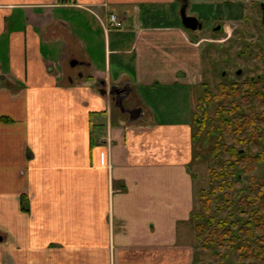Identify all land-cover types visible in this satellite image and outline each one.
Returning a JSON list of instances; mask_svg holds the SVG:
<instances>
[{"label":"crops","instance_id":"crops-1","mask_svg":"<svg viewBox=\"0 0 264 264\" xmlns=\"http://www.w3.org/2000/svg\"><path fill=\"white\" fill-rule=\"evenodd\" d=\"M181 6L0 0V264L195 263L203 55Z\"/></svg>","mask_w":264,"mask_h":264},{"label":"rangeland","instance_id":"rangeland-1","mask_svg":"<svg viewBox=\"0 0 264 264\" xmlns=\"http://www.w3.org/2000/svg\"><path fill=\"white\" fill-rule=\"evenodd\" d=\"M189 1L192 7L190 10L197 13L200 18L209 17L210 11L211 14L215 12V5L209 7L211 0ZM211 24V21L204 20V30L209 29ZM195 44L203 55L206 51L203 38H197ZM202 65L203 77L199 83L201 85L208 81V73L213 75L217 73L214 65L211 62L209 63L208 60L206 61L205 55L202 57ZM205 73L207 77H204ZM214 79L212 80L213 85L219 81V78ZM212 90H215L214 87H212ZM198 91L199 93L197 92L196 96L202 93V90ZM212 94H215V91ZM210 104L207 114L212 122L210 125L206 120L204 127L205 132H207V140L204 145L201 144L195 147V150L201 156L193 165L196 178V195L198 193L201 202H207L208 204L209 214L206 217L210 216L214 222L224 220L226 229L229 231H226L227 234L222 236L223 240H212L211 243H207L206 248L201 241L195 239V263L264 264V118L261 123H257L260 128L258 133L255 132L257 140L255 138L253 143L245 142L249 135H253L249 129L244 135L238 136L243 143L237 144L232 136L225 135L223 132L218 135L219 131H224L219 124L220 118L215 116L218 104L213 100ZM204 108H206L205 104L200 109L198 108L199 119H201ZM223 108H229V106L224 105ZM260 110H263V108H260ZM238 114L242 115V113ZM239 115L231 116V122L233 123L235 117ZM219 139L222 145L232 146L236 150L237 158H239V153L242 151L244 152L243 157L262 158V161L233 163L232 158L225 154L223 150L217 152L219 159H213L212 151L215 146H218ZM214 152L216 153V151ZM210 170H214L215 174H220L221 171L223 175L219 177L220 179L215 180L212 178V174L209 173ZM253 177L257 178V191L251 187V178ZM197 202L196 197L195 210H199ZM208 232L209 230L206 231L205 235Z\"/></svg>","mask_w":264,"mask_h":264},{"label":"flooded vegetation","instance_id":"flooded-vegetation-1","mask_svg":"<svg viewBox=\"0 0 264 264\" xmlns=\"http://www.w3.org/2000/svg\"><path fill=\"white\" fill-rule=\"evenodd\" d=\"M182 4L190 10L189 0H182ZM210 5H215V12L211 14L210 11L209 17L200 18L197 13L189 11V16L196 18L200 26L188 30L193 35L194 44L197 38H203L206 50L203 55L217 69L214 75L208 73V81L204 82L207 109H210L211 97L226 92L229 97L222 104V113L228 116L242 113L239 117H252L254 125L251 130L258 133L257 123L264 118V0H211ZM204 20L212 22L207 30H204ZM214 78L219 81L213 85ZM122 94L115 91V97L121 98ZM224 105L229 108H223ZM240 154L241 163L244 152Z\"/></svg>","mask_w":264,"mask_h":264},{"label":"trees","instance_id":"trees-1","mask_svg":"<svg viewBox=\"0 0 264 264\" xmlns=\"http://www.w3.org/2000/svg\"><path fill=\"white\" fill-rule=\"evenodd\" d=\"M205 86H206L205 84L198 85L199 90L200 91L202 90V93L199 94L197 98L196 110L192 118V125H193L192 140H193L195 147H198L201 144L204 145V142L207 140V137H206L207 132H205V128H204L205 121L207 120V122H209L210 125L212 122V120L207 114V111H209L207 109L208 95H207V90L205 89ZM228 97L229 96L226 94V92H223V91L211 97V99H213V101L216 104H218L216 108L217 111L215 112V116H218L220 118V122H219L220 127L224 129V131L223 130L219 131L220 133H218V135H221L223 132L225 135L234 137L235 143L241 144L243 142H241V139H239L238 136L241 133L242 135L245 134L250 129V133H252L253 136L249 135V137L247 138L245 142L253 143L255 131L251 130V128L254 125V120L252 117H249V116L239 117L238 116V117H235L232 123L231 116L233 117L234 115H229L230 118H228L229 117L228 115L226 116L222 113V110H221L222 104L228 101ZM203 104H205L206 108L202 110L201 119H199V109L200 107H202ZM221 145L222 143L220 142V139H219L218 146H215L213 148L214 150L212 151L213 159L215 160L219 159V154H217V152H219V150H223L225 154L229 155L232 158L233 163H240L239 162L240 161L239 159L241 156L240 153H239V158H237L236 152H235L236 150L232 146L227 147L223 144L221 147ZM214 151H216V153ZM199 154L200 153H197V151L195 152V161L200 159L201 156ZM261 161H262V158L261 159L254 158V157L252 158V157L246 156V157H243L242 162L256 163V162H261ZM214 172H215L214 170L209 171V173L212 174V178L215 180L220 179L219 177L223 175L221 174V171H220V174H215ZM251 187L254 188L255 191H257V178H254V177L251 178ZM196 197L198 201L197 203L199 205V210H196L192 214L193 215L192 219L194 220V230L196 233L195 238L197 241H201L202 245L204 244V247L206 248L207 243H211L212 240H216V239L223 240L224 238L222 236L227 234L226 231H229V230L226 229V222L224 220L214 222V220L211 219L210 216L206 217L207 214H209L208 204L207 202L206 203L201 202L200 195L198 193ZM207 230H209V232L207 233V235H205ZM194 264H197V263H194Z\"/></svg>","mask_w":264,"mask_h":264},{"label":"water","instance_id":"water-1","mask_svg":"<svg viewBox=\"0 0 264 264\" xmlns=\"http://www.w3.org/2000/svg\"><path fill=\"white\" fill-rule=\"evenodd\" d=\"M180 18H181L182 26L185 29L196 30L198 28V25H199L198 20L187 14V6L185 4H182L180 8ZM72 65H75V62H73ZM100 93H106V91L103 90V92H100ZM109 94L112 95V92L111 93L109 92Z\"/></svg>","mask_w":264,"mask_h":264},{"label":"built area","instance_id":"built-area-1","mask_svg":"<svg viewBox=\"0 0 264 264\" xmlns=\"http://www.w3.org/2000/svg\"><path fill=\"white\" fill-rule=\"evenodd\" d=\"M71 0H61L62 3H69ZM107 23L110 28L121 29L123 28V21L117 15L111 13L107 18Z\"/></svg>","mask_w":264,"mask_h":264}]
</instances>
